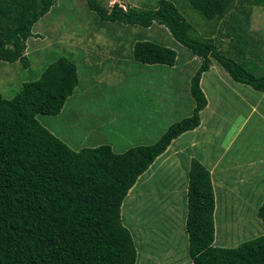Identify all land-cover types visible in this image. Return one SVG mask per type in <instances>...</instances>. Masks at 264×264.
Wrapping results in <instances>:
<instances>
[{
    "label": "trees",
    "instance_id": "1",
    "mask_svg": "<svg viewBox=\"0 0 264 264\" xmlns=\"http://www.w3.org/2000/svg\"><path fill=\"white\" fill-rule=\"evenodd\" d=\"M83 1L97 13L102 27L114 23L148 31L155 25L166 28L187 51L178 53L165 44L140 40L132 52L137 62L154 65L160 74L180 70L187 59V65L194 64L193 57L200 59L190 83L194 113L172 125L152 145L117 152L108 143L75 151L37 119L38 115H60L75 94L80 84L75 61L62 57L52 63L40 78L24 83L12 99L0 93V264H138L140 248L123 223L122 205L140 176L171 143L199 127L207 106L203 74L215 63L234 81L264 94V76H257L242 58L249 49L254 57L258 55L251 47L245 50L243 33L249 27L250 8L264 7V0H186L205 20L224 21L222 27L230 32L222 35L233 38L234 55L223 50L215 36L196 37L193 24L173 0H158L149 10L124 9L115 3L110 11L97 0ZM56 2L0 0V61L29 67L26 51L35 36L33 28ZM213 29L217 30L215 25ZM114 36L118 43L111 52L123 54L129 39ZM104 37L111 41L108 33ZM215 207L211 175L194 160L186 222L192 264H264V235L236 247L218 245ZM258 217L264 225V203Z\"/></svg>",
    "mask_w": 264,
    "mask_h": 264
},
{
    "label": "rangeland",
    "instance_id": "2",
    "mask_svg": "<svg viewBox=\"0 0 264 264\" xmlns=\"http://www.w3.org/2000/svg\"><path fill=\"white\" fill-rule=\"evenodd\" d=\"M97 1L110 11L115 3L124 9L134 7L149 10L156 7L158 0ZM238 1L244 2V0ZM173 2L181 14L193 24L196 37L204 39L215 36L220 47L225 51H231L234 55L233 38L222 35L230 32L227 26L222 27L224 21L216 23V21L205 20L186 0H173ZM249 12V27L246 33H243L247 39L244 47L245 50L248 47L257 50L258 55L254 57L249 49L248 52L244 50L242 58H246L245 64L249 65L250 69L257 73V76H264V7L253 5ZM214 25L217 30L213 32ZM102 26L97 13L91 11L85 1L57 0L51 11L33 28L36 40L33 42L31 39L26 51L30 60L29 67H24L20 62L11 64L0 61V93L3 97L12 99L18 94L24 83L37 80L49 65L66 57L77 63L80 84L75 94L67 100L60 115L56 117L37 116L42 125L47 126L54 135L75 151L111 143L118 152H123L136 144H155L172 125L194 113L195 101L191 96L190 83L191 77L200 64V59L193 57L194 64L191 63L192 65H187L190 62L187 59L186 66H180V70L171 69L160 74L154 65L137 62L133 58L132 52L134 45L140 40L165 44L178 53L182 49L187 51L185 47L173 40L166 28L155 25L152 30L148 31L136 26L114 23H105L104 27ZM212 32L214 35L211 34ZM106 33L112 37L127 35L129 40L125 44L123 54H113L109 50V47L113 45L100 44L101 38ZM158 39H163L165 43H161ZM210 68L213 70L204 74L206 75L205 83L210 84L208 96L212 104L215 103L219 106L222 102H227L224 107L227 110V107H231L233 103L241 113L245 112L244 108L240 110L239 97H237L241 96L239 89L244 86L234 81L224 69L215 63ZM225 79L229 83L227 86L222 82ZM244 88L251 92L255 91L247 85ZM220 96L221 98L218 99L217 97ZM217 100L221 101L217 102ZM258 105L264 112V96ZM236 116L243 117V115ZM256 123L257 121H254L253 125ZM263 124L264 121L261 125ZM260 129L264 132V126ZM230 135L231 132H227L226 140ZM243 137L244 134L239 136L238 140ZM259 141L260 138H257L254 143L256 145L251 149L257 146L259 149L263 148L264 145L261 147L258 144ZM178 143H188V141L179 139ZM183 173L180 172L181 177H183ZM185 180L182 178V181ZM144 181L145 179L140 182ZM182 181L178 180L177 182L181 183ZM157 183L162 185L159 181ZM171 185H166L168 186L167 191L169 188L172 192L177 190ZM139 187L140 195L137 194ZM139 187L130 194L128 206L132 210H134V204L147 202L145 201L146 197H142L146 190L145 186L140 184ZM147 210L148 205L136 209L138 215L136 216L137 220L134 216V220L138 221L139 225L143 219L145 220ZM237 211L238 209H233L228 215L230 226L235 230L231 236H226L224 217H217V226H219L217 242L219 241L224 247H236L245 241L264 235L262 233L264 227L257 224V221L260 220L259 218L256 220L257 214L253 216V212L246 208L240 209V213ZM239 216L240 219H237ZM126 222L137 239L138 230L140 233L151 231V228L145 229L144 226L142 229L132 227V220ZM221 225H224V229L221 228ZM170 229L172 227H167L166 230ZM186 235V232H181L179 228H176L171 237L167 235L160 237L155 248L159 253L166 246L171 254H173V249L179 252L178 258L185 259L186 255H189ZM171 238H175L172 245ZM144 242L138 241L139 244ZM144 255H139L141 264H147L146 261L150 259L149 254L147 259L143 258ZM171 263L174 262L170 261L166 264ZM181 263L191 264L189 260L187 262L182 260Z\"/></svg>",
    "mask_w": 264,
    "mask_h": 264
},
{
    "label": "crops",
    "instance_id": "3",
    "mask_svg": "<svg viewBox=\"0 0 264 264\" xmlns=\"http://www.w3.org/2000/svg\"><path fill=\"white\" fill-rule=\"evenodd\" d=\"M35 38L36 36L31 38L33 42L36 40ZM109 38L111 41L102 37L100 44L109 46L118 43V37ZM31 39L28 41V48ZM109 50L111 51V47H109ZM113 50H115L114 47ZM211 69L213 70V68ZM165 71L168 70L160 72ZM205 76V74L204 77L202 76L201 87L207 98V106L201 113L199 127L184 133L171 143L166 152L158 157L150 168L140 176L122 205V220L130 230L131 227L127 225V220H132L131 226L134 228L142 229L143 226L145 229L151 228V231L146 233H140L138 230V239L133 234L140 248V254L141 252L145 254L143 258L147 259L150 256V259L146 261L147 264H166L170 261L174 262L171 264H182V260L184 262L189 260L192 264L190 254H187L185 259H180L178 258L179 252L173 249V254H171L166 246L159 253L158 249L155 248L160 237L166 235L171 237L176 228H179L181 232H186L187 247L189 245L186 222L188 217L189 171L192 161L198 160L211 175L216 204V235L217 229H219V226H217L218 216L224 217L225 229L224 225H221V228L225 230L226 236H231V233L235 231L230 226L228 218L231 211L238 209L237 213H240V209L246 208L253 212V216L257 214L256 220H258V210L264 203V147L259 149L257 146L251 149L256 145L254 143H256L257 138H260L258 144L261 147L264 145V132L260 129L264 126V124L261 125L264 121V112L258 105L263 100L264 94L253 90L252 92L248 91L244 88L246 84L239 83L244 87L239 89L241 96H237L239 97L238 106L240 110L244 108L245 112L241 113L232 102V106H228L226 110L224 107L227 102H222L219 106L215 103L212 104L208 96L210 84L205 83ZM222 82L226 86L229 84L226 79ZM217 98L220 99L221 96ZM219 101L221 100H217V102ZM236 115H243V117ZM254 121H257L255 125H253ZM227 132H231V135L226 140ZM243 134L244 137L238 140L239 136ZM179 139H185L188 143H178ZM98 146L101 145L94 147ZM113 148L117 151L115 147ZM180 172H184L183 177L180 176ZM182 178L186 180L182 181ZM143 179L145 181L141 183L140 181H143ZM178 180L182 182L178 183ZM158 181L162 185L158 184ZM140 184H143L146 188L142 197H146L145 201L147 202L145 204H134V210H132L128 206L130 194L137 190ZM171 184L174 188H177L174 192L170 188L167 191L168 186L166 185ZM139 191L140 187L137 190L138 195H140ZM144 205H148V210L145 220L143 219L141 225H139V222L134 220V216L136 218L138 215L136 209ZM237 219H240V216ZM257 224L262 228L264 227L260 220L257 221ZM167 227H172V229L166 230ZM237 230L240 231L241 229ZM262 233L264 234V230ZM217 239L216 236V242ZM171 240L172 245L175 238H171ZM138 241L145 242L139 244ZM217 243L219 246L221 245L219 241ZM138 264L141 263L138 262Z\"/></svg>",
    "mask_w": 264,
    "mask_h": 264
}]
</instances>
